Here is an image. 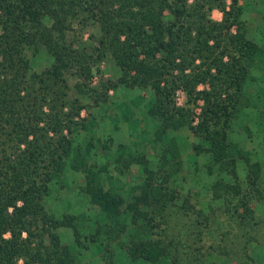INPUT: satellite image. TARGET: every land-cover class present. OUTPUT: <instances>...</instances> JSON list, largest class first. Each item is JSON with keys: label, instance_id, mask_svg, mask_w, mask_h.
Segmentation results:
<instances>
[{"label": "trees", "instance_id": "16d2710c", "mask_svg": "<svg viewBox=\"0 0 264 264\" xmlns=\"http://www.w3.org/2000/svg\"><path fill=\"white\" fill-rule=\"evenodd\" d=\"M237 1L229 0L232 15L225 0H0V264H18L19 258L22 264H57L60 258L61 245L52 230L56 226L43 201L67 157L69 140L62 129L74 122L80 106L63 111L68 101L57 63L70 60L88 72L84 55L93 51L98 59L111 57L128 86L152 91L146 112L159 119L158 141L169 130L186 127L206 144L194 143L192 151L209 152L215 170L224 176L208 189L209 200L219 201L217 207L204 212L196 204L176 203L175 191L165 184L171 173L160 169L144 168V181L134 188L139 192L126 202L104 188L100 172L85 173L84 193L106 220L131 216L137 235L129 240L128 256L149 262L168 257V264H215L223 258L264 264L253 254L258 246L264 249V219L248 205L261 195L260 165L241 157L226 135L235 102L227 90L223 95L222 81L239 88L243 65L233 61L227 42L217 52L219 42L208 43L236 23ZM214 7L223 15L221 22L208 17ZM86 18L97 25L99 35L96 47L80 52L66 35ZM242 37L234 47L247 45L250 54L254 46ZM33 44L44 47L55 64L44 71L31 69ZM196 58L199 64H194ZM198 83L208 88L196 90ZM176 89L185 92L188 103L202 100L195 125L190 106H176ZM239 159L246 167L243 180L237 173ZM214 229L218 240L210 236Z\"/></svg>", "mask_w": 264, "mask_h": 264}, {"label": "rangeland", "instance_id": "374dc122", "mask_svg": "<svg viewBox=\"0 0 264 264\" xmlns=\"http://www.w3.org/2000/svg\"><path fill=\"white\" fill-rule=\"evenodd\" d=\"M229 3L225 0V9L235 15ZM237 5L236 23L216 34L217 37L208 43L215 45L218 41L217 52L227 42L233 61L243 65L239 88L228 80L222 81L223 95L227 90L235 102L226 135L241 157H247L249 162L257 161L260 165L257 185L262 196L250 198L248 205L264 219V0H238ZM208 17L214 22H221L223 15L214 7ZM231 19L232 16L229 21ZM90 20L86 18L82 27L73 25L74 30L66 35L73 39V47L80 52L81 48L88 52L90 47L97 46L99 30ZM239 34L243 35V40L253 44L254 50L250 54L247 45L238 49L234 47ZM85 54L88 72L84 70L82 73L83 68L81 71L70 60L57 63L66 85L64 90L68 104L63 111L68 112L72 105L80 108L78 115L72 117L74 122L62 129L69 140L67 157L58 181L50 186L43 201L50 224L56 226L52 230L61 245V251L57 252L60 258L56 259V263L61 260L60 264H168V257L149 262L128 256L129 240L137 235L131 216L126 213L115 222L106 220L84 193L87 173L100 172L104 188L109 186V191L124 197L126 202L129 195L139 192L134 188L143 183L146 175L144 168L156 173L160 169L171 173L165 184L175 191L176 203L186 206L196 204L204 212H213L217 207L219 201L209 200L208 189L216 179L224 176L215 170L209 152L192 151V144L202 142L203 148L206 144L186 127L169 130L164 138L171 139L158 141L155 136L159 119L150 117L146 112L153 102L152 91L130 87L123 82L120 69L108 55L98 59L94 51L90 57ZM223 60H229V57L224 55ZM200 61L196 58L194 64ZM28 64L34 71H44L55 62L44 47L33 44L29 49ZM188 71L190 69H186ZM195 88L202 90L208 86L198 83ZM174 101L179 107L190 106L191 124L195 125L202 100L197 99L194 105L188 103L185 92L176 89ZM237 173L241 180L245 178L246 167L242 159L237 160ZM215 233L217 229L210 236L218 240ZM3 236L9 234L6 232ZM255 251L256 261L264 263L263 246H258ZM17 263L22 264V259L19 258ZM215 264L235 262L223 258L216 259Z\"/></svg>", "mask_w": 264, "mask_h": 264}]
</instances>
